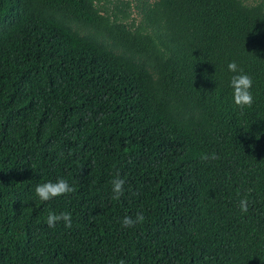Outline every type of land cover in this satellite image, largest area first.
I'll return each mask as SVG.
<instances>
[{
    "label": "trees",
    "instance_id": "obj_1",
    "mask_svg": "<svg viewBox=\"0 0 264 264\" xmlns=\"http://www.w3.org/2000/svg\"><path fill=\"white\" fill-rule=\"evenodd\" d=\"M130 5L0 0V264H264V0Z\"/></svg>",
    "mask_w": 264,
    "mask_h": 264
},
{
    "label": "clouds",
    "instance_id": "obj_2",
    "mask_svg": "<svg viewBox=\"0 0 264 264\" xmlns=\"http://www.w3.org/2000/svg\"><path fill=\"white\" fill-rule=\"evenodd\" d=\"M228 70L230 72L239 71L240 74L234 75L231 78L230 87L233 89V103L235 106L241 110L244 108L252 107L254 103V98L252 94L253 80L252 78L243 73V69H238L237 64L233 61L228 64ZM203 160L217 159L215 154L211 156L204 155ZM125 183L126 180L120 177L117 173L116 177L111 181L112 184V196L111 199L119 201L125 194ZM76 191L75 187L70 185L67 180L61 178L55 182H46L43 184H38L35 188L36 197L42 202H48L54 198L61 196H67L73 194ZM242 213H247L248 211V200L241 199L239 204ZM144 215L142 212H137L135 218L132 216H125L121 221V226L123 228H132L138 224L144 222ZM60 222L64 223L66 228L72 227V216L69 212H61L56 214L55 212L49 211L46 219V224L49 228H55Z\"/></svg>",
    "mask_w": 264,
    "mask_h": 264
},
{
    "label": "rangeland",
    "instance_id": "obj_3",
    "mask_svg": "<svg viewBox=\"0 0 264 264\" xmlns=\"http://www.w3.org/2000/svg\"><path fill=\"white\" fill-rule=\"evenodd\" d=\"M130 2V8L127 12L131 15V19L137 24L141 19V10L146 7L147 3H151L154 0H128ZM259 0H245L248 4L257 3ZM108 10H112V6L108 5Z\"/></svg>",
    "mask_w": 264,
    "mask_h": 264
}]
</instances>
